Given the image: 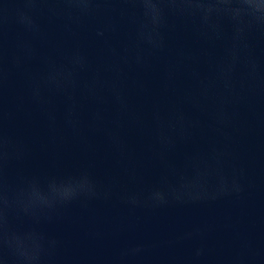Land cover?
Instances as JSON below:
<instances>
[{"label": "water", "instance_id": "95a60500", "mask_svg": "<svg viewBox=\"0 0 264 264\" xmlns=\"http://www.w3.org/2000/svg\"><path fill=\"white\" fill-rule=\"evenodd\" d=\"M0 264H264V0H0Z\"/></svg>", "mask_w": 264, "mask_h": 264}]
</instances>
